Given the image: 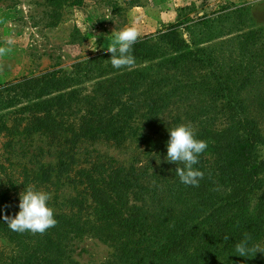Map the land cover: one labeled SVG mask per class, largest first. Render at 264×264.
I'll use <instances>...</instances> for the list:
<instances>
[{"label": "rangeland", "instance_id": "1", "mask_svg": "<svg viewBox=\"0 0 264 264\" xmlns=\"http://www.w3.org/2000/svg\"><path fill=\"white\" fill-rule=\"evenodd\" d=\"M62 1L68 2L59 18H55L56 12L48 0H0V48L6 50L0 55V86L53 70L74 77L73 86L79 97L87 99L80 109L73 108L71 121L79 123L89 117V112H98L92 117L90 128L100 135L101 141L89 150L96 149L100 155L125 161L127 168L134 163L129 177L146 188V196L144 203L132 204L143 205L151 222L160 214L167 219L184 209L203 211L199 207L202 200L195 197L192 186L182 184L175 175L178 165L165 159L170 139L168 128L190 123L196 138L208 144L194 167L213 169L215 175L224 160L225 143L237 135L240 118L253 121L259 137L264 139V0H81L77 5H69L73 0ZM228 5L242 9L217 23L216 31H223L220 37L200 44L198 31L184 29L186 21L195 15L218 14L222 8L236 7ZM192 6L194 10L189 13L186 8ZM169 23H182L177 33L187 48L176 51L159 48L161 56L137 60L131 68L114 69L107 61L101 67L88 62L107 52L105 47L112 32L125 27L137 29L139 38L149 36V43L156 48L163 46L158 33ZM94 47L96 51L91 50ZM173 58L172 63L167 62ZM137 81L133 88L123 87ZM99 115L104 123L101 126L96 125ZM111 117L122 123L105 127ZM111 129L125 137L121 147L104 139ZM138 134L151 144L142 140V152L136 159L135 146L129 143L137 141L134 135ZM7 142L2 132L0 221H4L5 215L14 217L19 212L20 193L35 185L34 181L29 182L15 193L11 183L20 185L26 179L25 169H37L53 160L43 139L35 137L26 142L19 163L5 162L10 150ZM252 156L254 161L264 160V146L255 147ZM261 179L264 185V173ZM37 190L44 191L42 185ZM208 193L218 199L228 189L214 181ZM262 193L264 188L249 195L248 216L258 212ZM88 216L92 218L91 214ZM98 236L86 233L66 242L67 264H120L118 243ZM252 247L264 251V229L252 240ZM193 250L199 256L202 249L196 246ZM17 251L12 238L0 237V252L11 256ZM253 256L254 253L250 254L248 259L254 264L264 259L261 252ZM213 264H225L223 257Z\"/></svg>", "mask_w": 264, "mask_h": 264}, {"label": "trees", "instance_id": "2", "mask_svg": "<svg viewBox=\"0 0 264 264\" xmlns=\"http://www.w3.org/2000/svg\"><path fill=\"white\" fill-rule=\"evenodd\" d=\"M73 1L69 5L81 3V0ZM48 2L56 12L55 18H59L68 1ZM228 8L220 9L222 12L218 14L195 15L186 21L188 25L184 29L198 31V43L210 42L223 32L216 31L217 23L239 12L242 6H236L234 10ZM186 10L191 13L194 6ZM181 24L163 26L158 35L164 45L158 48L149 43V36L138 38L132 51L135 61L158 58L163 54L160 49L187 48L177 33ZM110 58L111 54L105 52L88 62L101 67L105 61L111 64ZM75 82L74 77L53 70L23 76L0 86V134L4 133L8 139L6 146L10 149L5 162L19 163L26 142L35 137L43 139L48 155L53 158L37 169H25V181L20 185L12 182L11 189L18 193L19 187L33 181L36 190L42 185V189L51 194L48 206L54 210L58 221L44 234L24 235L11 231L6 222L0 221V237L12 238L18 250L11 256L0 252V264H67L66 242L86 233L118 243L120 264H213L220 257L225 264H254L247 257L233 255L235 243L247 235L251 248L252 240L264 229V193L258 212L247 215L251 202L249 195L264 188L261 179L264 160L254 161L252 156L255 147L264 146V139L259 137L254 122L245 117L238 120L237 135L223 147L224 160L218 175L213 169H200L204 178L198 187L191 188L196 192L195 197L202 200L199 207L204 210L184 209L167 219L160 214L153 218L152 222L156 224L153 227L143 205L132 204L136 201L144 203L146 196V188L129 177L134 163L127 168L125 161L100 155L96 149L89 150L101 141L100 135L90 128L91 119L98 112H89V117L82 118L79 123L71 121L73 108L80 109L82 101L87 99L79 97L78 89L73 86ZM126 85L133 88L138 81L123 84V87ZM101 118V115L96 118V125L104 124ZM118 123L111 117L105 127L113 128ZM104 139L121 147L125 137L111 129ZM134 139L137 141L129 144L135 146L137 155L134 158L137 159L142 152L141 141L151 142L141 134L134 135ZM17 144H20L18 148ZM214 181L228 189V193L213 199L208 191L213 188ZM225 236L229 239L224 240ZM196 246L202 249L199 256H195L196 250H193ZM259 263L264 264V259Z\"/></svg>", "mask_w": 264, "mask_h": 264}, {"label": "clouds", "instance_id": "3", "mask_svg": "<svg viewBox=\"0 0 264 264\" xmlns=\"http://www.w3.org/2000/svg\"><path fill=\"white\" fill-rule=\"evenodd\" d=\"M111 36L112 39L108 40L105 47V51L111 54L109 59L111 66L114 69L134 66L135 57L132 51L133 45L140 36L139 31L133 27H125L120 31H113ZM91 50L96 51L97 48ZM5 51L0 48V55ZM168 131L170 139L167 142L166 161L178 165L175 175L182 184L198 187L200 180L204 178V173L194 166L199 163V156L207 149V142L196 138V131L190 123H181L174 128H168ZM157 163H160V160H157ZM50 199V193L36 190L29 185L20 193L19 212L14 217L5 215L3 220L13 232L44 234L58 223L54 217V210L48 206ZM228 239V236L224 237V240ZM248 240L249 237L245 235L244 239L235 243L233 255L249 258L252 253L254 256L257 252L264 253L256 247L250 248Z\"/></svg>", "mask_w": 264, "mask_h": 264}]
</instances>
